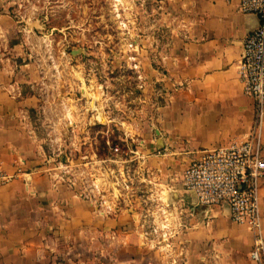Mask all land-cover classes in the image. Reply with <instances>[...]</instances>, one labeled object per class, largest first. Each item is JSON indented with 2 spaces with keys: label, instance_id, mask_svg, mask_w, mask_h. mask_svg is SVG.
Here are the masks:
<instances>
[{
  "label": "crops",
  "instance_id": "obj_1",
  "mask_svg": "<svg viewBox=\"0 0 264 264\" xmlns=\"http://www.w3.org/2000/svg\"><path fill=\"white\" fill-rule=\"evenodd\" d=\"M237 1L156 3L162 38H167L168 30L173 34L155 54L157 67L147 69L145 76L169 95L158 98L155 109L149 108L152 96H146L140 147L149 153L147 160L160 163L161 176L171 181L178 180L195 149L239 140L249 128L252 99L242 93L235 64L242 40L257 25V18L240 14ZM12 22L9 14L0 11V159L5 171L15 175L0 185V264H147L148 250L127 211L94 216L85 200L61 184L52 185L41 143L27 122V110L37 106V98L30 91L21 90L16 97L9 92L13 82L21 88L22 82L34 81L25 65L16 70L11 62L6 36H12ZM177 22L185 26L186 37L180 30L176 34ZM260 134L264 160V117ZM157 137L162 144L158 154L153 151ZM257 187L264 240V173ZM170 188L181 192L178 181ZM227 212V205L213 208L205 225L199 208L188 215L193 227L185 240L188 264H254L247 257L249 231L230 221ZM106 229L122 231L123 251L113 254L110 263L104 260L98 240Z\"/></svg>",
  "mask_w": 264,
  "mask_h": 264
},
{
  "label": "rangeland",
  "instance_id": "obj_2",
  "mask_svg": "<svg viewBox=\"0 0 264 264\" xmlns=\"http://www.w3.org/2000/svg\"><path fill=\"white\" fill-rule=\"evenodd\" d=\"M157 1L0 0V11L13 19L12 36H6L11 62L16 70L22 64L33 74V87L22 82L21 90L37 98V106L27 110V122L41 143L51 181L70 194L82 190L95 198L102 195L115 203L116 212L127 208L134 222L142 214L159 221L156 197L173 201L176 193L170 186L180 182L179 177L171 181L161 176L160 163L147 160L149 153L137 158L129 150L142 137L141 100L149 93L148 88L138 89L137 72L126 55L135 57L138 73L144 75L157 67L155 54L173 34L167 26V38H162ZM88 91L96 93L95 107ZM106 141L116 143L117 151ZM184 213L179 214L184 226L174 234L173 245L177 249L183 244L181 255L187 257L185 240L193 227ZM172 218L166 215L168 224ZM205 223L203 219L201 225ZM106 230L98 240L110 263L113 254L123 251L122 231L110 229L111 235ZM146 249L148 261L157 264L158 254Z\"/></svg>",
  "mask_w": 264,
  "mask_h": 264
},
{
  "label": "built area",
  "instance_id": "obj_3",
  "mask_svg": "<svg viewBox=\"0 0 264 264\" xmlns=\"http://www.w3.org/2000/svg\"><path fill=\"white\" fill-rule=\"evenodd\" d=\"M237 3V11L240 14H255L258 18V24L243 38L241 51L235 64L237 81L241 85L242 93L252 99L251 122L241 139H232L224 144L195 149L193 156L186 161L179 174V188L181 192L184 190L194 192L196 204L192 208L180 195L173 204L158 195L155 200V213L157 217L161 215L159 221L155 220L154 215L147 220L144 214L135 220L143 245L158 254L157 264H188L186 255H181L183 244H179L177 249L173 245V239L176 237L174 234L179 231L181 225L184 226L181 224L179 215L182 211L187 209L186 213L189 215L194 209L199 208L202 218L207 223L212 217L210 211L213 208L222 209V203L227 205L229 220L244 225L250 233L251 244L247 251L248 259L254 264H264V240L260 213H258L257 194L258 181L264 173L260 134L264 117V0H238ZM177 25L176 27L179 28L176 30H180L181 36L186 37L185 26L178 22ZM126 58L131 61L132 69L137 72L138 89L143 91L148 88L149 96H152L149 108H157L158 98L168 97L169 91L165 92L157 87V81L148 79L142 72L138 73L139 63L135 62V57L126 55ZM160 60L162 61V58ZM10 86L11 95L16 97L21 94L18 83L13 82ZM145 100L146 97L141 101ZM136 141L138 142L137 148L129 150L136 153L137 158H143L148 152H144L140 147L143 143L142 139ZM106 142L109 144L108 141ZM109 147L115 152L118 149L116 143L109 144ZM153 151L156 154L160 153L159 149ZM14 176L5 171L0 159V185L9 182ZM24 181L28 186V178ZM52 185L55 183L52 182ZM70 191L72 195L88 203L90 213L94 216L113 215L118 210L115 203L107 201L102 195L95 198L93 194L90 195L82 190ZM166 215L173 216L169 224L166 221ZM147 264L153 263L148 261Z\"/></svg>",
  "mask_w": 264,
  "mask_h": 264
},
{
  "label": "water",
  "instance_id": "obj_4",
  "mask_svg": "<svg viewBox=\"0 0 264 264\" xmlns=\"http://www.w3.org/2000/svg\"><path fill=\"white\" fill-rule=\"evenodd\" d=\"M256 18H257V16H256ZM257 24H258V18H257ZM154 145H155V147H154L155 149H159L162 146V144L160 143V138L159 137L156 138ZM178 195H180V197L188 204L189 207L192 208V206H194L196 204V196H195V194H194V192L192 190H184V191H182L179 194L176 193V197H175V199L173 201H168V200H166V201H168L171 204H173L178 199Z\"/></svg>",
  "mask_w": 264,
  "mask_h": 264
},
{
  "label": "bare ground",
  "instance_id": "obj_5",
  "mask_svg": "<svg viewBox=\"0 0 264 264\" xmlns=\"http://www.w3.org/2000/svg\"><path fill=\"white\" fill-rule=\"evenodd\" d=\"M88 92H89V91H88ZM95 94H96V93L89 92V95L92 97V102H93V103L91 102V104H90L92 107H95V106H94ZM90 99H91V98H90ZM171 192H172V191H171ZM222 205H226V203H222Z\"/></svg>",
  "mask_w": 264,
  "mask_h": 264
}]
</instances>
